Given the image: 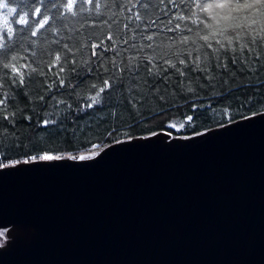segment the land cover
Wrapping results in <instances>:
<instances>
[{"label":"water","instance_id":"water-1","mask_svg":"<svg viewBox=\"0 0 264 264\" xmlns=\"http://www.w3.org/2000/svg\"><path fill=\"white\" fill-rule=\"evenodd\" d=\"M98 153L0 169V264H264V110Z\"/></svg>","mask_w":264,"mask_h":264},{"label":"trees","instance_id":"trees-1","mask_svg":"<svg viewBox=\"0 0 264 264\" xmlns=\"http://www.w3.org/2000/svg\"><path fill=\"white\" fill-rule=\"evenodd\" d=\"M33 2L10 0L20 14ZM50 4L56 7L49 8ZM73 4L71 11L63 7V0L38 5L42 11L49 9L50 17L58 8L62 18L67 16L64 24L56 20L57 31L45 36H31L28 26L13 23L15 17L10 23L18 66L27 64L36 71L29 77L24 69L22 84L12 76L6 77L10 84L0 81V98L7 97V107L0 105V163L30 160L45 152L63 156L98 152L111 142L158 130L189 135L264 110V46L257 40L249 52L244 42L248 33L237 31L239 27L213 34L200 24L196 32L190 20L176 19L186 15V0H101L98 11L79 13V0ZM91 7L86 0L85 8ZM169 20L171 25L179 23L180 29L169 31ZM185 25L193 32H186ZM5 31L0 28V33ZM147 34L153 35L152 42L143 39ZM108 35L115 44L105 39ZM122 39L128 43L122 44ZM228 40L236 47L235 55L221 52ZM101 41L103 63L98 64ZM134 43L135 53L130 47ZM92 44L97 47L90 49ZM149 44L160 47L152 52ZM67 49L73 54L64 64ZM137 58L139 67L129 70ZM208 58L211 63L206 67L203 61ZM146 59H153L152 64ZM82 61L91 67L85 70ZM105 80H114L115 89L103 94L102 104L88 109L90 95ZM43 121L49 125L42 126ZM171 123L184 129H172Z\"/></svg>","mask_w":264,"mask_h":264},{"label":"snow or ice","instance_id":"snow-or-ice-1","mask_svg":"<svg viewBox=\"0 0 264 264\" xmlns=\"http://www.w3.org/2000/svg\"><path fill=\"white\" fill-rule=\"evenodd\" d=\"M9 4H10V0H8ZM85 2L86 0H79V7L76 9V12H83V11H98L100 6H101V0H95V2H93V0H87L88 4H91L92 7L91 9H87L85 8ZM169 2L174 3L175 0H169ZM44 0H34L33 4L30 6V10L29 11H23L22 14H20L18 12L17 7H15L16 10V15H15V19L13 21L14 24H18V25H25L28 26L29 31H30V35L35 37L38 34L41 36H45L47 33H51V32H55L57 31V24L55 23L56 20H59L61 22V24H64L65 21L67 20V16H63L62 18V13L61 10L58 8L57 12L55 14V16L50 17L48 15V10L49 9H45L44 11H42L41 7L38 6L40 4H43ZM186 5H187V13L186 15H181V16H177L176 19L177 21H184V20H190L191 24L193 26H196L195 31L198 32L200 30V23L198 21H194L192 19V17H194L196 15V8H197V3L196 0H186ZM51 7H56L55 4H50L49 8ZM63 7H65L67 10L71 11L74 8V4H73V0H63ZM241 7H243V5H241ZM36 17V19L32 20L30 22L29 17ZM137 18H139V16H137ZM264 9H260L258 10L257 13V18L253 19V20H248V18L245 15H240L237 17L238 20L240 21H248V28H244V27H239L236 30L237 31H246L248 33V35L245 37L244 42L248 43V51H251L252 47H256V42L257 40L260 41V45L264 46ZM21 19H23V23H21ZM52 21V22H50ZM169 27L168 30L169 31H174V30H179L180 29V24L177 23L175 25H171V20H169ZM66 26V25H65ZM125 27H127V25H125ZM139 27V26H138ZM43 30V31H41ZM185 30L188 33H192L193 32V28L189 27L188 25H185ZM231 33V30H227ZM13 33V28H7L5 32L0 33V81H4L5 83H11V80H6V77L12 76L13 80L16 83H24V76H25V72L24 69H28V76L31 77L32 72L36 71L35 68H30L29 65L27 64H19L18 66V57L16 55H13L12 53L17 51L16 46H14L12 44V34ZM186 35V34H182ZM105 39L109 40L112 42V44H115V41H113V38L111 35H108ZM136 37H133V40H135ZM143 39H146L147 41L152 42L154 40L153 35L151 34H147L143 37ZM205 39H207V37H205ZM33 44L36 43V41L32 42ZM122 44H127L128 40L127 39H122L121 40ZM163 43V42H161ZM214 43H219V40L215 41ZM227 44L229 45L228 47H225L221 50V52H225V53H230L235 55L236 51V47H233V41L232 40H228ZM135 45V43L133 45H131L130 47L133 48L134 53L136 52V48H134L133 46ZM97 47V45L92 44L89 45V48H95ZM99 47L101 48V59L98 60V64L99 63H103V41H101V44L99 45ZM111 47V45H110ZM149 48L152 49V52L155 51L156 48L160 47V44H157L155 47H153L152 44L148 45ZM62 49H64L63 45L61 47ZM245 48H243L242 46H240V51L241 53H243ZM139 51H143V47H141L139 49ZM72 51L68 50L65 52V58H64V64L67 63L68 61V57L70 55H72ZM136 56V55H133ZM215 56V55H213ZM137 57V56H136ZM55 60L59 61L61 58L59 55H56L54 57ZM147 62L151 65L153 59H146ZM137 60L134 63H130L129 65V70H133L139 67V63L137 62ZM35 63V60L33 61ZM82 63L86 64V69L91 67V63L88 61H82ZM211 63L210 58L206 59L203 61V64L207 67L209 64ZM64 64H60V68L62 69L64 67ZM115 65V64H114ZM185 67H187L186 64H183ZM53 66L55 67L56 64L54 63ZM116 66H114L115 68ZM171 68L175 69L176 71H181L179 68H177L176 65H172L170 66ZM226 67V65H225ZM5 69H7L8 71L5 72ZM60 84L64 83V80H60L59 81ZM115 81L113 80L111 83L109 82V80H105L103 82V86L99 87L97 89V91L95 92V94L90 95V99H91V104L87 107L88 109L91 108H95L96 106L102 104V102L104 101V99H106V96L103 95L105 93H109V90H114L115 89ZM94 87V86H93ZM99 96L100 98L103 97V100H101L100 104H97L96 101L94 99H92L93 96ZM6 99L7 97H2L0 98V105H4L5 107H7L6 105ZM58 103H60V101H58ZM229 119L231 118L229 113L227 112L226 116ZM6 118V117H5ZM192 117H187L186 118V122H190L192 120ZM49 124L47 121H43L42 122V126L47 127ZM170 128L172 129H177L179 130L180 127H178L176 124L171 123L169 125ZM183 127V125L181 126ZM96 147H98V145H96ZM99 153L94 151V150H90L87 151L84 154H79L78 156H68L65 157L63 155H53V154H48L47 152H45L44 154H41L39 156L36 155H32L30 156V160L31 161H36L37 159H39L40 161H59L65 158L68 159H79L80 161H86V160H91L93 158H95L96 156H98ZM0 161H3V158H0ZM29 160H25L23 161V163H28ZM20 163L19 160L16 161H9L7 163L3 162L0 163V169H6L9 167H15L16 165H18Z\"/></svg>","mask_w":264,"mask_h":264},{"label":"clouds","instance_id":"clouds-1","mask_svg":"<svg viewBox=\"0 0 264 264\" xmlns=\"http://www.w3.org/2000/svg\"><path fill=\"white\" fill-rule=\"evenodd\" d=\"M196 3V15L192 19L198 21L213 34L219 33L222 29L248 28V21H240L237 17L245 15L248 20H253L257 18L258 10L264 9V0H196ZM15 15V7L9 4L8 0H0V28H10V23ZM21 23H23V19H21ZM92 99L97 104L101 103V98L98 95L93 96ZM178 127L184 129L181 126ZM10 230L9 228H0V250L6 249L13 242L14 237L8 235Z\"/></svg>","mask_w":264,"mask_h":264}]
</instances>
